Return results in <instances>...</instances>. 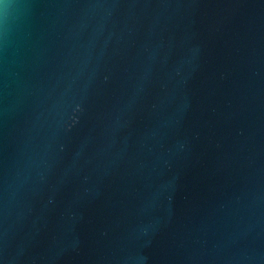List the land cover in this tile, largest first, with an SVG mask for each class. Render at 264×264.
<instances>
[{
    "label": "water",
    "instance_id": "water-1",
    "mask_svg": "<svg viewBox=\"0 0 264 264\" xmlns=\"http://www.w3.org/2000/svg\"><path fill=\"white\" fill-rule=\"evenodd\" d=\"M0 264H264V0H0Z\"/></svg>",
    "mask_w": 264,
    "mask_h": 264
}]
</instances>
